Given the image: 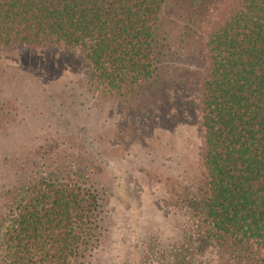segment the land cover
<instances>
[{
	"label": "trees",
	"instance_id": "trees-1",
	"mask_svg": "<svg viewBox=\"0 0 264 264\" xmlns=\"http://www.w3.org/2000/svg\"><path fill=\"white\" fill-rule=\"evenodd\" d=\"M167 2L0 0V48L71 52L107 90H133L154 78ZM174 2L188 24L211 18L194 82L205 174L188 202L197 240L173 264H264V0ZM100 222L98 193L73 176L28 182L0 218V264H83Z\"/></svg>",
	"mask_w": 264,
	"mask_h": 264
},
{
	"label": "rangeland",
	"instance_id": "rangeland-1",
	"mask_svg": "<svg viewBox=\"0 0 264 264\" xmlns=\"http://www.w3.org/2000/svg\"><path fill=\"white\" fill-rule=\"evenodd\" d=\"M174 1L154 78L133 90H107L71 52L0 48V218L26 183L73 176L101 206L83 264H173L195 247L188 202L205 174L194 82L211 17L188 24Z\"/></svg>",
	"mask_w": 264,
	"mask_h": 264
}]
</instances>
